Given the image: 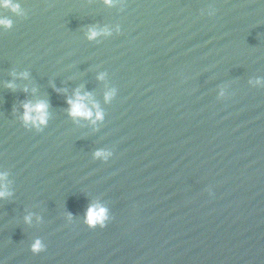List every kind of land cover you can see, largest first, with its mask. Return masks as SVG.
I'll list each match as a JSON object with an SVG mask.
<instances>
[{
	"label": "water",
	"instance_id": "obj_1",
	"mask_svg": "<svg viewBox=\"0 0 264 264\" xmlns=\"http://www.w3.org/2000/svg\"><path fill=\"white\" fill-rule=\"evenodd\" d=\"M14 2L22 14L0 11V264H264V0ZM77 90L102 121L69 118ZM39 100L36 130L21 116ZM93 202L104 228L83 223Z\"/></svg>",
	"mask_w": 264,
	"mask_h": 264
},
{
	"label": "clouds",
	"instance_id": "obj_2",
	"mask_svg": "<svg viewBox=\"0 0 264 264\" xmlns=\"http://www.w3.org/2000/svg\"><path fill=\"white\" fill-rule=\"evenodd\" d=\"M104 3L108 6L111 5L112 0H104ZM7 10L13 14L20 15L22 10L20 5L14 0H0V11ZM12 21L6 16L0 15V29L7 30L11 28ZM110 35V32L107 29L97 30L95 28L89 29L87 33L88 40H95L99 36ZM101 79L103 77H100ZM114 95V91H109L105 94V101L111 100ZM68 105L67 113L69 118L73 120H85L93 124L103 120V112L100 110L99 106L91 101L89 94H81L77 90L73 97L66 101ZM23 112L21 120L26 127H31L36 130H40L47 125L48 122V104L39 100L35 103L28 102L23 104ZM111 153L104 150H97L93 153V158L97 160L107 161ZM6 181L7 173L0 172V199L5 198L8 195L6 191ZM30 219V218H28ZM109 209L99 203L93 202L90 203L87 207L83 223L89 229L104 228L106 223L109 221ZM44 250V244L41 239H35L32 241L30 246V251L33 254H38Z\"/></svg>",
	"mask_w": 264,
	"mask_h": 264
}]
</instances>
